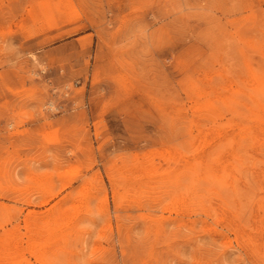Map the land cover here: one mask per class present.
Masks as SVG:
<instances>
[{"label":"rangeland","instance_id":"rangeland-1","mask_svg":"<svg viewBox=\"0 0 264 264\" xmlns=\"http://www.w3.org/2000/svg\"><path fill=\"white\" fill-rule=\"evenodd\" d=\"M0 264H264V0H0Z\"/></svg>","mask_w":264,"mask_h":264}]
</instances>
